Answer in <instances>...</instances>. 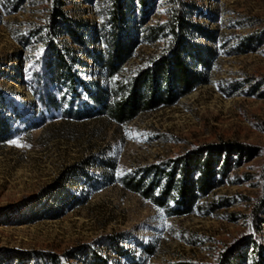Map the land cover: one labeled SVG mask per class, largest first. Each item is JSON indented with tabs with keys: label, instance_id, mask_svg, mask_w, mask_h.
Returning <instances> with one entry per match:
<instances>
[{
	"label": "rangeland",
	"instance_id": "obj_1",
	"mask_svg": "<svg viewBox=\"0 0 264 264\" xmlns=\"http://www.w3.org/2000/svg\"><path fill=\"white\" fill-rule=\"evenodd\" d=\"M182 1L191 6L193 22L217 31L208 83L170 108L118 126L45 111L33 82L42 70L54 0H0V91L8 104L27 103L22 119L11 117L16 143L0 146V264H18L17 258L52 264L49 254L60 256L59 264H92L95 255L108 264H216L227 245L248 233L264 191V0ZM60 2L71 19L101 37L112 0ZM169 2L150 6L147 25L167 22ZM60 41L85 62L75 69L84 79L106 84L70 39ZM164 47V41L142 43L117 79L125 81ZM5 110L12 116L9 105ZM220 142L254 147L256 156L233 163L219 176L221 186L186 217H167L118 182ZM109 162L115 166L111 182ZM255 237L264 245V227Z\"/></svg>",
	"mask_w": 264,
	"mask_h": 264
},
{
	"label": "trees",
	"instance_id": "obj_2",
	"mask_svg": "<svg viewBox=\"0 0 264 264\" xmlns=\"http://www.w3.org/2000/svg\"><path fill=\"white\" fill-rule=\"evenodd\" d=\"M60 1L54 0L48 16L42 70L35 74L33 82L35 100L41 102L46 112H63L76 120L104 119L122 126L143 114L170 108L208 83L217 57L212 46L217 41V31L193 22L188 12L191 6L182 0H170L169 19L154 26L147 24L150 6L156 0H112L100 38L92 35L91 28L83 27L86 23L83 20L71 19ZM67 38L80 49L82 57L95 63L106 84L89 82L75 70L84 69L85 62L74 56L75 48L60 41ZM159 41H164L165 47L158 57L146 58L144 65L132 71L125 81L117 79L122 77L124 67L142 43ZM7 105L12 116L6 114ZM26 105L8 104L5 93L0 91V146L12 140L11 117L15 121L22 119L20 112ZM256 151L238 142L209 144L167 164L141 168L118 182L124 190L161 209L167 217H186L202 198L221 186L219 176L224 177L233 163L241 164L244 157L252 159ZM109 165L105 172L111 182L115 180V166L111 162ZM263 227L264 191L253 206L248 233L227 245L216 264H264V245L255 237ZM114 247L116 254L122 253ZM48 258L52 264H59L61 257L49 254ZM23 259L17 258L18 264H23ZM92 264L108 262L95 255Z\"/></svg>",
	"mask_w": 264,
	"mask_h": 264
},
{
	"label": "snow or ice",
	"instance_id": "obj_3",
	"mask_svg": "<svg viewBox=\"0 0 264 264\" xmlns=\"http://www.w3.org/2000/svg\"><path fill=\"white\" fill-rule=\"evenodd\" d=\"M11 143H16V141H10Z\"/></svg>",
	"mask_w": 264,
	"mask_h": 264
}]
</instances>
